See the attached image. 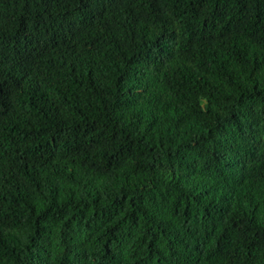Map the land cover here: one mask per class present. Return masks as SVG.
<instances>
[{
	"label": "trees",
	"instance_id": "obj_1",
	"mask_svg": "<svg viewBox=\"0 0 264 264\" xmlns=\"http://www.w3.org/2000/svg\"><path fill=\"white\" fill-rule=\"evenodd\" d=\"M0 264H264V0H0Z\"/></svg>",
	"mask_w": 264,
	"mask_h": 264
}]
</instances>
